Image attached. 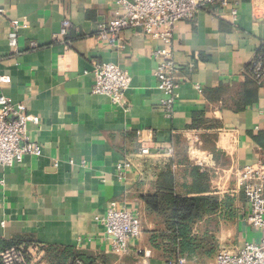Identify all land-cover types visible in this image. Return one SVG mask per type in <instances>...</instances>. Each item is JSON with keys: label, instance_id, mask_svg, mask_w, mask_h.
<instances>
[{"label": "crops", "instance_id": "1", "mask_svg": "<svg viewBox=\"0 0 264 264\" xmlns=\"http://www.w3.org/2000/svg\"><path fill=\"white\" fill-rule=\"evenodd\" d=\"M116 1L0 0V69L10 78L0 95L40 117L28 135L42 146L40 156L0 165V237L72 247L97 264H138V251L152 250L151 264H164L152 240L166 229L164 219L143 197L156 191L168 166L181 195L194 192L192 167L206 170L204 186L233 199V222L239 235L245 229L248 204L236 173L264 161V84L246 73L264 44V0H242L236 21L211 5L177 23L173 54L185 80L175 90L173 117L162 107L166 94L154 76L160 42L141 28L123 31L119 49L96 37L99 23L117 16ZM12 20L26 23L16 45ZM103 62L131 75L121 103L92 92L95 65ZM159 145H173L175 156L156 154ZM142 146L152 154L141 155ZM114 199L136 205L143 223L142 237L121 257L110 252L102 222Z\"/></svg>", "mask_w": 264, "mask_h": 264}, {"label": "built area", "instance_id": "2", "mask_svg": "<svg viewBox=\"0 0 264 264\" xmlns=\"http://www.w3.org/2000/svg\"><path fill=\"white\" fill-rule=\"evenodd\" d=\"M242 0H117L118 14L108 22L99 23L96 37L110 47L123 48L125 42L121 33L141 28L147 35L157 39L160 45L153 51L157 60L154 76L158 87L166 97L162 107L168 117L175 114L177 103L176 88L185 77L181 75V67L174 59L173 38L177 23L184 19H192L206 6L218 5V9L227 13L234 21L239 16ZM4 9L0 8V15ZM13 31L10 34L12 45L17 44V31L26 26L19 20L11 21ZM71 22L63 21L62 39L65 41ZM256 77L264 80V63L262 60L253 63ZM8 75L0 69V84L9 82ZM131 83V75L127 69L113 62L97 63L94 69L92 92L111 97L114 103H121ZM197 89L202 92L200 85ZM40 117L29 112L25 103L14 102L0 95V165L11 167L24 161L28 155L40 156L42 146L32 141L28 135L29 124H39ZM161 157L173 158V145H159ZM140 154H152L150 147L142 146ZM122 166V165H121ZM125 168L130 163L123 165ZM122 173V172H121ZM238 187L243 191L248 213L245 217L244 240L235 250L221 247L217 250L212 264H264V161L246 165L237 170ZM105 233L110 240V252L125 256L131 250L134 241L140 240L143 234V223L139 208L129 206L126 201L112 200L106 214L102 218ZM258 233V237L249 240V229ZM138 264H151L152 250H139ZM0 264H49L46 244L32 241L17 243L0 249ZM76 264H83L77 260ZM164 264H204L196 258L177 254L165 260Z\"/></svg>", "mask_w": 264, "mask_h": 264}, {"label": "trees", "instance_id": "3", "mask_svg": "<svg viewBox=\"0 0 264 264\" xmlns=\"http://www.w3.org/2000/svg\"><path fill=\"white\" fill-rule=\"evenodd\" d=\"M259 60L264 63V44L246 68L253 83L263 85L264 80L256 77L253 67ZM191 174L195 180L191 195L176 193L174 171L168 166L158 176L156 191L146 194L143 200L148 210L162 215L165 223V230L152 235L155 249L161 250L166 259L182 254L208 264L205 258L215 257L218 250L216 232L221 230L223 222L235 220L233 199L230 196L220 198L204 186L203 182L209 177L206 170L193 166ZM14 243L17 244L0 237V249ZM46 248L49 264H76L77 260L83 264H97L96 257L72 247L46 244Z\"/></svg>", "mask_w": 264, "mask_h": 264}, {"label": "rangeland", "instance_id": "4", "mask_svg": "<svg viewBox=\"0 0 264 264\" xmlns=\"http://www.w3.org/2000/svg\"><path fill=\"white\" fill-rule=\"evenodd\" d=\"M216 234L219 240L218 249L224 247L228 248L229 250H235L238 246L242 245L241 241L244 240L243 230L240 231L239 235L236 224L231 220L227 223L223 222V224L221 225V230L217 231ZM249 235V240H253L258 237V233L254 232L251 228L249 229Z\"/></svg>", "mask_w": 264, "mask_h": 264}]
</instances>
